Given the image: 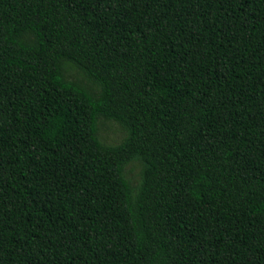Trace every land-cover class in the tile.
I'll return each mask as SVG.
<instances>
[{
    "label": "trees",
    "instance_id": "1",
    "mask_svg": "<svg viewBox=\"0 0 264 264\" xmlns=\"http://www.w3.org/2000/svg\"><path fill=\"white\" fill-rule=\"evenodd\" d=\"M0 264H264V0H0Z\"/></svg>",
    "mask_w": 264,
    "mask_h": 264
},
{
    "label": "rangeland",
    "instance_id": "2",
    "mask_svg": "<svg viewBox=\"0 0 264 264\" xmlns=\"http://www.w3.org/2000/svg\"><path fill=\"white\" fill-rule=\"evenodd\" d=\"M123 133L121 132L120 128L113 122H106L104 125L101 126L100 129V137L102 141L107 143H115L119 142L122 138ZM130 176L136 177L138 173V169L134 167H129Z\"/></svg>",
    "mask_w": 264,
    "mask_h": 264
}]
</instances>
